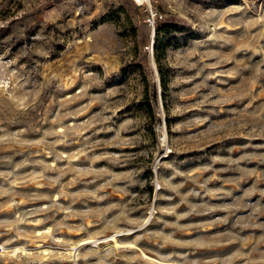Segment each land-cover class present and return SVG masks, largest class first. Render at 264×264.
Listing matches in <instances>:
<instances>
[{
    "label": "rangeland",
    "instance_id": "rangeland-1",
    "mask_svg": "<svg viewBox=\"0 0 264 264\" xmlns=\"http://www.w3.org/2000/svg\"><path fill=\"white\" fill-rule=\"evenodd\" d=\"M0 264H264V0H0Z\"/></svg>",
    "mask_w": 264,
    "mask_h": 264
},
{
    "label": "trees",
    "instance_id": "trees-1",
    "mask_svg": "<svg viewBox=\"0 0 264 264\" xmlns=\"http://www.w3.org/2000/svg\"><path fill=\"white\" fill-rule=\"evenodd\" d=\"M166 21H167V20H166ZM167 24H169V25H167V26H172V25H170L171 22H169V21H168ZM159 28H161V27H159ZM161 74H162V73H161ZM162 84H163L164 89L166 90L167 85H166L165 79L163 78V75H162Z\"/></svg>",
    "mask_w": 264,
    "mask_h": 264
},
{
    "label": "bare ground",
    "instance_id": "bare-ground-1",
    "mask_svg": "<svg viewBox=\"0 0 264 264\" xmlns=\"http://www.w3.org/2000/svg\"><path fill=\"white\" fill-rule=\"evenodd\" d=\"M83 242V241H82Z\"/></svg>",
    "mask_w": 264,
    "mask_h": 264
}]
</instances>
